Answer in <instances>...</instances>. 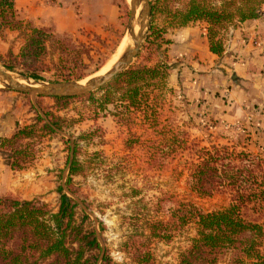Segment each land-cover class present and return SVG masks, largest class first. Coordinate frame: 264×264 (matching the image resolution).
<instances>
[{
	"label": "rangeland",
	"instance_id": "rangeland-1",
	"mask_svg": "<svg viewBox=\"0 0 264 264\" xmlns=\"http://www.w3.org/2000/svg\"><path fill=\"white\" fill-rule=\"evenodd\" d=\"M41 1L40 9L33 14L14 0L21 18L37 26H50L57 33H68L76 44H85L90 55L84 59L85 76L75 81L87 82L101 75L111 60L132 44V38L123 41L130 12L128 0H81L74 6L65 0ZM184 2L170 0L168 5L177 8ZM68 5L75 14L72 19L64 11ZM60 15L64 24L55 27L53 18ZM255 19L260 31L244 41L261 50L264 4ZM237 25L222 31L223 51L229 45L230 30ZM150 26L162 30L156 43L149 39ZM206 26L200 21L190 33L191 26L171 27L164 15L151 16L150 11L140 49L131 64L161 62L168 66L169 76L166 85L156 91V101L151 100L153 111L147 114L142 110L128 112L118 101L119 94L114 104L101 109L102 91L98 89L93 91V101L87 94L76 96L57 111L49 96L32 97L0 86V137L31 123L35 116L31 105L39 108V102L71 119V126L44 137L35 164L26 169L12 170L0 154V196L36 198L56 211L57 186L61 184L64 192L78 202L79 216L88 215L85 225L95 228L107 253L105 264H177L195 229L192 223L174 228L176 210L190 204L211 211L226 207L230 201L228 194L200 196L189 188V167L198 162L193 152L226 145L264 159V82L258 76L246 77L241 66L235 64L236 57H230L235 54L232 49L227 56L223 51L210 52ZM21 45L22 38L16 31L0 35L1 56L9 49L17 54ZM0 70H6L1 61ZM12 72L22 74L18 69ZM41 75L37 82L58 81L53 71ZM86 133L87 139L77 141V160L83 170L72 176V192L66 185L69 147ZM179 139L185 140L182 148H175L173 144ZM171 148L175 151L167 152ZM154 225L160 237L151 234ZM96 264H101L100 260ZM217 264H228V258H221Z\"/></svg>",
	"mask_w": 264,
	"mask_h": 264
},
{
	"label": "trees",
	"instance_id": "trees-1",
	"mask_svg": "<svg viewBox=\"0 0 264 264\" xmlns=\"http://www.w3.org/2000/svg\"><path fill=\"white\" fill-rule=\"evenodd\" d=\"M183 1L181 7L174 8L168 5L170 0H151V16L164 15L171 27L204 21L209 50L216 54L223 51L222 31L237 22L257 18L264 4V0ZM149 29V39L156 43L162 30L152 26ZM8 30L18 32L22 45L17 54L9 49L5 56L0 55L6 70L18 69L36 80L49 71L54 72L56 80H79L85 76L84 59L90 55L84 43L76 44L68 33H57L50 26H37L21 18L14 0H0V35ZM168 76L169 68L161 62L131 64L98 89L102 91L99 106L105 109L118 98L130 113H150L151 100L156 101V91L166 85ZM93 93L87 94L92 101ZM116 94L119 97L115 98ZM51 98L52 108L59 111L76 97ZM31 108L35 113L31 123L17 126L10 136L0 137V154L12 170L34 165L44 137L71 126V119L40 102L39 108ZM88 136L89 133L78 136L69 147L66 185L72 192V176L83 170L77 160V141ZM176 141L173 146L182 148L185 140ZM193 153L198 162L189 167V188L200 196L228 194L230 201L226 207L211 211L190 204L176 210L174 228L192 223L195 229V236L177 264H217L223 257L228 258V264H264V159L226 145L204 147ZM57 192L56 211L36 198L0 196V264H96L98 260L105 264L107 253L95 228L85 225L88 215L79 216L78 202L64 192L61 184ZM154 226L151 234L160 237Z\"/></svg>",
	"mask_w": 264,
	"mask_h": 264
},
{
	"label": "water",
	"instance_id": "water-1",
	"mask_svg": "<svg viewBox=\"0 0 264 264\" xmlns=\"http://www.w3.org/2000/svg\"><path fill=\"white\" fill-rule=\"evenodd\" d=\"M140 6L139 14L136 17L137 7ZM129 19L138 23L139 29L133 35L131 46L127 47L115 62V65L104 74L91 78L87 84H80L75 80H58L53 82H30L22 74L15 75L10 70H0V82L3 86L17 90L19 92L36 96H69L76 97L89 94L109 82L115 75L126 69L131 63L141 46L142 33L146 27V20L150 14V3L148 0H134L129 8ZM22 79L25 82H21Z\"/></svg>",
	"mask_w": 264,
	"mask_h": 264
},
{
	"label": "crops",
	"instance_id": "crops-1",
	"mask_svg": "<svg viewBox=\"0 0 264 264\" xmlns=\"http://www.w3.org/2000/svg\"><path fill=\"white\" fill-rule=\"evenodd\" d=\"M65 1L67 4L69 2H73L74 4L69 3L72 6H74L75 4H80L81 2V0H65ZM41 4H42L41 0H18L17 6H23L24 11H26L27 13L35 14V12H37L38 9H40ZM64 11L66 13L67 18L69 19L74 18L73 9L71 10V8H69V5L68 7L64 9ZM88 13L90 12H87V14ZM62 20H64L63 16L60 15L59 18H56L54 16L53 18L54 26L58 27V24L60 22H61L60 23L61 25L64 24ZM199 22L200 21L190 22L184 26H181L180 29H188L191 26V28H189V32L193 33L195 29V25H198ZM201 22L204 24V21H201ZM257 23L258 21L256 19L248 20V21L239 23V25L231 29L229 33L230 38L227 40L229 45L223 51V54L226 55L228 50L232 49L235 54L230 55V57L231 56L236 57L235 59L237 60H235V64L241 66L240 68L241 70L245 72L246 77L251 78V76L253 75L252 77L256 79V77L258 76V78L260 80H263L264 82V54L261 52V50L258 47L253 46L252 43L244 41V38H247V36L249 35L255 36V33H258L260 31L259 27L257 26ZM60 30L64 31V30H71V29H60ZM11 32H14V31H11ZM213 54H216V53H213ZM227 59H229V57H227ZM249 69L251 70V72L247 73L246 70H249ZM233 75H235L236 78L238 79L239 77L238 75L236 74H233Z\"/></svg>",
	"mask_w": 264,
	"mask_h": 264
},
{
	"label": "bare ground",
	"instance_id": "bare-ground-1",
	"mask_svg": "<svg viewBox=\"0 0 264 264\" xmlns=\"http://www.w3.org/2000/svg\"><path fill=\"white\" fill-rule=\"evenodd\" d=\"M130 1V7L132 6L133 4V1L134 0H128ZM139 9H140V6L137 7V10H136V17L138 16L139 14ZM139 29V26H138V23L137 22H134L132 18H130L128 20V26H127V31H126V34L124 35V38H123V41L125 42L126 39L128 38H133V35L136 34V32L138 31ZM144 31V30H143ZM116 57H114L110 64L108 65V67L104 70V72L102 74H104L106 71H108L110 68H112L114 65H115V62L117 61L118 57L115 59ZM115 59V60H114ZM114 60V61H113ZM19 81L21 82H25L24 80L22 79H18ZM88 82V81H87ZM87 82H85L84 80L83 81H78V83L80 84H87ZM0 86H2V83L0 82Z\"/></svg>",
	"mask_w": 264,
	"mask_h": 264
},
{
	"label": "built area",
	"instance_id": "built-area-1",
	"mask_svg": "<svg viewBox=\"0 0 264 264\" xmlns=\"http://www.w3.org/2000/svg\"><path fill=\"white\" fill-rule=\"evenodd\" d=\"M258 43V42H255ZM258 45L260 46V42L258 43ZM261 52L264 54V46L261 47Z\"/></svg>",
	"mask_w": 264,
	"mask_h": 264
}]
</instances>
